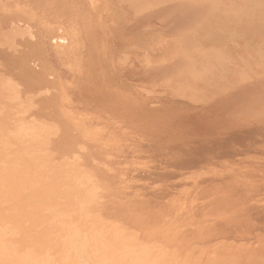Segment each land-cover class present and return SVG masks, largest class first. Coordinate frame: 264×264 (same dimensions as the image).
Listing matches in <instances>:
<instances>
[{
  "label": "bare ground",
  "instance_id": "obj_1",
  "mask_svg": "<svg viewBox=\"0 0 264 264\" xmlns=\"http://www.w3.org/2000/svg\"><path fill=\"white\" fill-rule=\"evenodd\" d=\"M101 4L0 0V264H264V66Z\"/></svg>",
  "mask_w": 264,
  "mask_h": 264
},
{
  "label": "rangeland",
  "instance_id": "obj_2",
  "mask_svg": "<svg viewBox=\"0 0 264 264\" xmlns=\"http://www.w3.org/2000/svg\"><path fill=\"white\" fill-rule=\"evenodd\" d=\"M111 2L100 0L102 13L120 17L126 31L138 34L131 44L147 41L172 50L169 57L180 51L185 60L216 65L221 72L230 66V75L264 66V0Z\"/></svg>",
  "mask_w": 264,
  "mask_h": 264
}]
</instances>
